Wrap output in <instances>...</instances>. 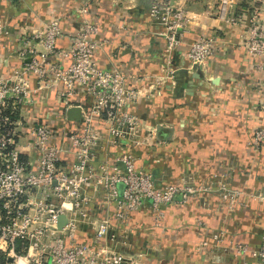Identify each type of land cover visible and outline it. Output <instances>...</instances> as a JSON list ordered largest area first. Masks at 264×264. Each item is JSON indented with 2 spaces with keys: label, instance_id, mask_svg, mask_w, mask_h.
Segmentation results:
<instances>
[{
  "label": "built area",
  "instance_id": "1",
  "mask_svg": "<svg viewBox=\"0 0 264 264\" xmlns=\"http://www.w3.org/2000/svg\"><path fill=\"white\" fill-rule=\"evenodd\" d=\"M96 1L82 0L80 26L71 37L56 19L20 33L9 45L10 23L0 18V264H141L145 253L118 249L127 245L135 212L147 207L158 221L164 218L162 206L213 192L230 208L239 202L241 192L229 186L227 174L203 184L187 177L181 185L159 187L152 173L138 168L132 151L160 142L159 126L144 122L133 105L174 78L173 57L188 32L189 11L176 0H151L149 16L165 38L164 73L135 78L146 84L133 88L126 74L96 63V53L108 43L96 39L99 28L87 17ZM110 1L115 6L125 2ZM216 5L219 20L244 28L245 48L264 56L260 8L237 12L232 0ZM215 43L214 34L194 41L187 52L190 68L202 70ZM11 58L18 65L4 70ZM54 90L65 112H56L53 123L49 113L36 116L32 110ZM72 107L81 108V121L68 119ZM252 143L264 144V128L255 130ZM118 148L126 150L113 152ZM254 198L264 202V192ZM97 204L104 208L102 216L96 214ZM62 215L67 221L59 228ZM220 238L214 235L215 241ZM236 249L248 251L246 245ZM257 256L264 264V241Z\"/></svg>",
  "mask_w": 264,
  "mask_h": 264
},
{
  "label": "crops",
  "instance_id": "2",
  "mask_svg": "<svg viewBox=\"0 0 264 264\" xmlns=\"http://www.w3.org/2000/svg\"><path fill=\"white\" fill-rule=\"evenodd\" d=\"M176 1L190 14L188 32L173 57L178 69L157 92L133 105L144 122L159 126L160 142L132 151L139 158L138 168L152 173L159 187L181 185L187 177L203 184L227 174L229 186L241 194L232 208L214 192L164 205V218L158 221L154 211L143 208L129 221L127 245L118 249L145 253L141 264H261L257 250L264 241V202L254 196L264 192V144L257 148L252 141L255 130L264 128V56L245 48L243 27L217 18V0ZM150 3L125 0L115 6L110 0H97L87 13L99 28L96 39L108 40L96 53V63L126 74L133 88L146 84L135 78L164 73L165 38L162 26L149 16ZM82 4V0H0V18L10 23L12 34L7 43L56 19L71 37L80 26ZM232 6L237 12L260 8L264 21V0H232ZM209 34L216 37L215 52L202 70H194L187 58L189 47ZM3 64L7 70L18 60ZM44 112L53 123L56 112H65L55 90L44 105L32 110L36 116ZM101 207L94 205L100 216ZM215 234L221 235L219 241ZM203 241L208 246L201 247ZM238 245H246L248 251L238 253Z\"/></svg>",
  "mask_w": 264,
  "mask_h": 264
},
{
  "label": "water",
  "instance_id": "3",
  "mask_svg": "<svg viewBox=\"0 0 264 264\" xmlns=\"http://www.w3.org/2000/svg\"><path fill=\"white\" fill-rule=\"evenodd\" d=\"M67 117L72 122L81 121L82 119V111L80 107H72L67 112ZM67 219L66 216L62 215L59 217V228L63 227L66 223Z\"/></svg>",
  "mask_w": 264,
  "mask_h": 264
},
{
  "label": "bare ground",
  "instance_id": "4",
  "mask_svg": "<svg viewBox=\"0 0 264 264\" xmlns=\"http://www.w3.org/2000/svg\"><path fill=\"white\" fill-rule=\"evenodd\" d=\"M20 264H26V263L22 261V262H20Z\"/></svg>",
  "mask_w": 264,
  "mask_h": 264
}]
</instances>
